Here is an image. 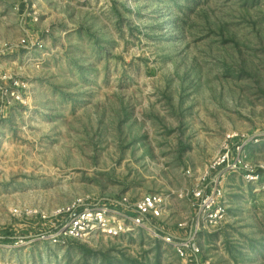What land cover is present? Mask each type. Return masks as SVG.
Returning a JSON list of instances; mask_svg holds the SVG:
<instances>
[{
	"label": "rangeland",
	"instance_id": "1",
	"mask_svg": "<svg viewBox=\"0 0 264 264\" xmlns=\"http://www.w3.org/2000/svg\"><path fill=\"white\" fill-rule=\"evenodd\" d=\"M151 192L146 230L38 236L40 211ZM153 229L264 264V0H0V264H188Z\"/></svg>",
	"mask_w": 264,
	"mask_h": 264
},
{
	"label": "built area",
	"instance_id": "2",
	"mask_svg": "<svg viewBox=\"0 0 264 264\" xmlns=\"http://www.w3.org/2000/svg\"><path fill=\"white\" fill-rule=\"evenodd\" d=\"M227 158V154L217 162L221 163ZM192 197L201 199L203 205L210 208L214 204V196L203 199L202 191H193ZM165 199L158 192H151L139 198H131L127 195L111 197H76L71 202L56 207L51 213L40 211L39 218L46 226L40 234V239L53 243L63 244L66 240H85L97 236L118 237L133 232L137 228L146 230V223L158 217L164 212ZM208 223L215 225L223 216L221 207L209 209ZM28 214V213H27ZM197 233L198 222L196 223ZM185 222H179L177 228L186 229ZM148 229V228H147ZM155 238L172 247L178 256L185 259L188 264H196L200 254L194 234L185 239H175L170 232L157 233L151 230ZM162 232V231H161ZM191 234V233H190Z\"/></svg>",
	"mask_w": 264,
	"mask_h": 264
}]
</instances>
